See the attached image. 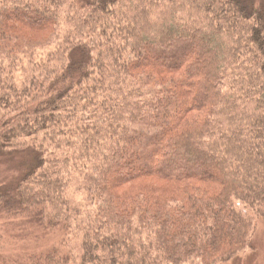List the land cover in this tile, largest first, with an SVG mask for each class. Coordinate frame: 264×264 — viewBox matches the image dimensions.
Here are the masks:
<instances>
[{"label": "trees", "instance_id": "1", "mask_svg": "<svg viewBox=\"0 0 264 264\" xmlns=\"http://www.w3.org/2000/svg\"><path fill=\"white\" fill-rule=\"evenodd\" d=\"M17 156L0 214L60 240L0 264L230 262L264 219V1L0 0Z\"/></svg>", "mask_w": 264, "mask_h": 264}, {"label": "rangeland", "instance_id": "2", "mask_svg": "<svg viewBox=\"0 0 264 264\" xmlns=\"http://www.w3.org/2000/svg\"><path fill=\"white\" fill-rule=\"evenodd\" d=\"M264 1V0H263ZM21 157L4 158L0 160V183H11L15 181L18 169L21 167ZM0 214V234L3 242H6L8 251H18L17 253H31L36 251H46L54 247L60 240L59 233L50 235L36 225L28 224L25 220L8 219ZM226 264H264V219H257L255 222V232L250 248L240 253L237 257Z\"/></svg>", "mask_w": 264, "mask_h": 264}]
</instances>
